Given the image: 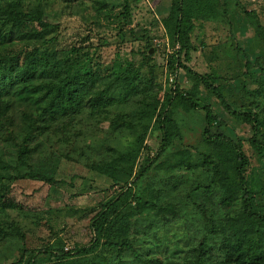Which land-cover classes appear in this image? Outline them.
<instances>
[{"label":"trees","instance_id":"obj_1","mask_svg":"<svg viewBox=\"0 0 264 264\" xmlns=\"http://www.w3.org/2000/svg\"><path fill=\"white\" fill-rule=\"evenodd\" d=\"M47 1L60 7L49 14ZM139 1L0 0V264H264V24L240 0H168L166 62L189 85L174 76L159 97L148 32L129 27ZM60 15L78 16L86 41L104 27L120 42L135 34L142 60L116 51L103 64L99 45L57 47L58 34L44 30ZM207 22L226 25L230 38L210 46L213 64L199 73L185 62L196 48L191 34ZM242 24L245 43L231 34ZM223 115L249 127L245 141ZM62 159L115 190L93 208L86 241L65 249L51 233L28 247L29 231H51L49 217L15 201L13 189L20 180L51 186L52 163Z\"/></svg>","mask_w":264,"mask_h":264},{"label":"rangeland","instance_id":"obj_2","mask_svg":"<svg viewBox=\"0 0 264 264\" xmlns=\"http://www.w3.org/2000/svg\"><path fill=\"white\" fill-rule=\"evenodd\" d=\"M112 7H118L122 0H107ZM247 9H253L261 22L264 24V0H240ZM168 0H140L132 3V24L133 33L137 37L142 34L143 28L148 32L151 39L150 63L154 64V71L157 80L162 84V90L167 91L173 85V78L176 77L178 85L188 87L189 81L185 80V74L182 70L171 73L166 62L167 57L173 51L172 46L167 41L164 29L160 23L161 17L166 15L168 10ZM27 7H32L28 5ZM44 11L47 13L57 10L60 4L57 2H44ZM229 13L237 12V7L230 1ZM53 26L44 30L47 37L58 34L57 47L64 48L71 45H92L98 46L100 54L99 61L103 64L109 63L116 51L123 57L131 58L135 63L142 60L141 51L144 50V40H136L135 34H127L124 42H120L113 29L102 28L97 33L91 32L89 41L85 40L88 33L86 25L78 16L60 15L48 16L47 18ZM242 23V22H241ZM57 26V27H56ZM242 24L237 30H232L233 34L240 43H245L248 35V29ZM10 29V26L5 28ZM230 38L228 27L223 24L207 22L201 29H195L191 34V40L196 47L191 53V59L185 62L192 70L199 73H207L209 64L213 61L208 59L210 46L218 42L226 41ZM107 44H103V41ZM206 45L203 46L201 43ZM90 47V50L93 48ZM252 57V54H248ZM146 70V67H144ZM236 81H234L235 83ZM200 95L205 94L204 89L199 87ZM169 91V90H168ZM207 95H205L206 97ZM207 102L215 110L219 111L218 102L213 96L207 97ZM226 122L227 131L234 134L239 140L245 141L249 136V127L245 124L235 123L223 115ZM192 126V125H191ZM193 137L188 134L184 143L191 144ZM158 141L154 135L147 139V145L152 152L157 148ZM251 162L256 164L251 158ZM54 168L53 179L55 182L51 186L36 180H20L13 189V198L15 201L28 208H39L45 210V215L49 217V228L41 226L40 229H32L26 235V244L28 247H39L41 243L52 238L51 233L61 237L65 244V249L73 247L86 241L89 237L87 230L88 218L97 203L103 201L115 190L109 187V180L105 176L87 170L84 166L67 161L65 159L52 163ZM72 209V211H67ZM67 211V212H66ZM66 212V213H64ZM53 223V224H51Z\"/></svg>","mask_w":264,"mask_h":264}]
</instances>
